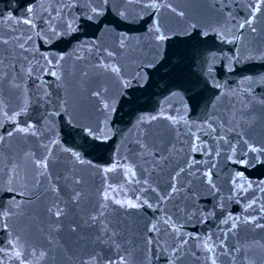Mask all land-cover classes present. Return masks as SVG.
<instances>
[{"label":"water","instance_id":"95a60500","mask_svg":"<svg viewBox=\"0 0 264 264\" xmlns=\"http://www.w3.org/2000/svg\"><path fill=\"white\" fill-rule=\"evenodd\" d=\"M159 3L0 0V264H264V2Z\"/></svg>","mask_w":264,"mask_h":264},{"label":"snow or ice","instance_id":"6c2138e0","mask_svg":"<svg viewBox=\"0 0 264 264\" xmlns=\"http://www.w3.org/2000/svg\"><path fill=\"white\" fill-rule=\"evenodd\" d=\"M98 2H99V4L101 5V7H99V8H98V7H91V8H90V14L87 15V19L90 20V21L95 20L96 17H98V16H100V15H103V13H104V9H103L102 5H106V4H108L109 0H98ZM129 2H131V0H129ZM139 2L144 3L146 7H149V8H152V9H158V8L160 7L159 0H139ZM227 2H228V0H219V3H221V5L226 4ZM261 2H264V0H261ZM31 11H32V9H29V12H31ZM173 11H175V9H173ZM255 11H259V4H257V6H256V8H255V10H254V12H253V19H254V17H255ZM118 15H120L122 18H126L123 12L118 13ZM179 15L183 16V13L181 12V13H179ZM253 19H247V20H245L243 23H241V24L239 25V28H243L245 25H247V26L250 28V30H251L252 32H255L256 29L252 26V24H253ZM24 23H26V24H31L32 21L29 20V19H26V20L24 21ZM33 26H34V25H33ZM192 27H195V25H192ZM67 28H68L69 30H73V31L75 30V29L72 27V24H71V23L67 25ZM50 30H51L54 34H56V29H55V27H53V26L50 25ZM149 31H150V32H154V33L156 34V35H155V38H156L157 41H166V40H168V39L171 38L169 35H167L166 33H164V32L161 30V28L159 27L158 24H154V25L152 26V28L149 29ZM200 35L203 36V37H207V36L209 35V32H208V31H201V32H200ZM238 38H239V37H237V39H238ZM29 39H31V37H29ZM19 46H20L21 48H24V45H23V44H20ZM121 47H123V41H121ZM108 54H109V55H112V53H108ZM48 63L51 64V61H48ZM150 66H151V65H150ZM109 67H110V70H111V71L116 72V73H119V68L111 67V66H109ZM106 70H107V69H106ZM32 71H33L32 68L29 67V68L27 69V73H28V75H31V74H32ZM208 71L211 72V68H209ZM49 74L52 75V76H54V77H56L57 79L60 78L59 75H58V73H57L56 71H50ZM2 75H3V74H0V78H2ZM137 75H139V73H138ZM248 79L251 80V77H249ZM14 86H15V87H19L18 84H17V85H14ZM216 87H220V85L217 84ZM46 94H47V93H46ZM94 95H99V94H98V93H94ZM224 95H226V94L223 93V92L220 93V94H218V95L216 96V100L219 101ZM0 103H2V101H0ZM260 103L264 104V100H261ZM26 107H27V106L25 105V107L21 108L20 111L17 112L15 115L18 116V115H20L21 113H23L24 111H26ZM104 107H105V109H109V108H110V105H108V104L106 103V104L104 105ZM212 107H215V104H213ZM112 110H114V109H112ZM5 115H7V113H5ZM156 118H157V117H155V116L151 117V119H156ZM11 119L13 120V122H15V116L11 117ZM142 119H143V118H142ZM169 119H172V118L169 117ZM32 129H33V126H32V125H29L28 127H19V126H17L16 131H19V132H21V133H28V132L32 131ZM86 131H87V134H88L89 136H92V135H93V129L88 128V129H86ZM97 131H98V129H97ZM12 134H13L12 132H9V133H8L9 136H11ZM32 134L35 135V132L32 131ZM97 138H99V137H97ZM3 139H4V137H3V136H0V141H3ZM245 143L247 144V141H245ZM249 149H250L251 151H253V152L264 151V149H258V148L252 147L251 145H249ZM193 150L195 151L196 149L194 148ZM74 155H76V154H74ZM77 158L79 159V156H78V155H77ZM39 166H40V167H44V168H46V167H47V164H46V163H41ZM112 170H113V169H106V171H112ZM133 175H134V174H133ZM238 175H241V174H238ZM209 182H211V181H209ZM9 190L11 191V189H9ZM173 191H175V189H173ZM105 199H108V197L106 196ZM117 203H121V206H124L125 203H126L128 207H132V208H136V207L139 206L138 204L133 203V202H131V201H127V202H120V201H117ZM145 203H147V202L145 201ZM7 215H8L7 212L0 213V217L7 216ZM56 215L59 216V215H60V212L57 211V212H56ZM92 219L95 220L96 217H93ZM230 219H231V217H230ZM236 219L238 220L239 217H237ZM223 222H224V223H227L228 221L225 220V221H223ZM246 222H248V221H246ZM165 223H168V221H165ZM235 227H236V224L233 223V224H232V228L234 229ZM257 227H264V225H259V224H258ZM149 231H158V229L156 228L155 225H153V227H152L151 229H149ZM176 231L179 232V229H176ZM9 243L11 244L12 242L9 241ZM148 243L151 244V243H152V240L149 239V240H148ZM183 243H187V241H184ZM183 243H182L179 247L173 249V253H172V261H173V264H174V262H175L176 259H179V257L176 255V253L179 252L180 249L183 247ZM204 246H205V248H208L207 242H205V245H204ZM262 247H264V245H262ZM209 250H211V249H209ZM3 251H4V249H3V248H0V252H3ZM236 251H239V248H237ZM13 255H14V257H15L17 260L20 261V264H25V260L22 258V253H21L20 251H15V252L13 253ZM33 255H35V253H33ZM40 256L43 257V256H44V253L41 252V253H40ZM98 259H99L100 261H102V260H103V257H98V255H94V256L90 257V259L86 262V264H97ZM109 264H112V262L109 261ZM119 264H128V261H127V259H126L124 256H120V257H119ZM212 264H215V260L212 261Z\"/></svg>","mask_w":264,"mask_h":264}]
</instances>
